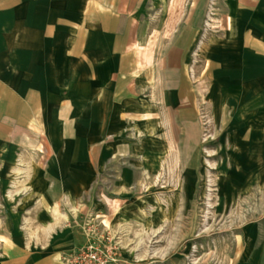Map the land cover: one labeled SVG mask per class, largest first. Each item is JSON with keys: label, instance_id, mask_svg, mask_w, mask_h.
Segmentation results:
<instances>
[{"label": "crops", "instance_id": "obj_1", "mask_svg": "<svg viewBox=\"0 0 264 264\" xmlns=\"http://www.w3.org/2000/svg\"><path fill=\"white\" fill-rule=\"evenodd\" d=\"M158 13L168 48L146 28ZM211 35L221 44L198 55L203 117L190 58ZM168 136L181 155L183 137L221 138L208 152L229 162H213L209 204L245 197L264 216V0H0V264H63L88 235L138 223L130 187L149 177L152 154L167 153ZM92 185L104 212L84 200ZM258 250L233 262L264 264Z\"/></svg>", "mask_w": 264, "mask_h": 264}, {"label": "rangeland", "instance_id": "obj_2", "mask_svg": "<svg viewBox=\"0 0 264 264\" xmlns=\"http://www.w3.org/2000/svg\"><path fill=\"white\" fill-rule=\"evenodd\" d=\"M159 14L151 17L146 28L151 30V45L158 47L165 44L168 48L171 43H164V39H161L164 26L158 25L160 22L156 16ZM219 28L221 29V25L216 29L204 27V30L215 34ZM206 31L203 33L205 34ZM218 37L211 35L208 41L196 42L193 58H190L191 65L195 66L192 83L194 86L202 87L199 92L202 94L197 96L202 104L200 114L203 117L206 114V86L209 77L204 72L206 70L202 71L204 60L198 55L221 44L217 40L213 41ZM135 46L137 52L143 50L139 45ZM188 52L190 54V51ZM147 60L149 63H154L156 57L152 53ZM185 132L184 129L183 133ZM135 138H130V144L137 142ZM191 139L183 137V142L179 141L178 144L181 143L184 150L181 155L180 152L175 153L174 148L169 147L175 146V139L168 136L165 141L168 146L167 153L152 154L149 177L145 176L144 182L130 187L133 195L126 204L131 215L136 212L141 216L138 223H134L126 231H120V234L103 233L87 236L89 240L101 236L108 237L112 241L119 257V260L113 264H223L225 258L228 262L229 258H232L231 261L235 264L236 259L246 252L250 244L252 248L262 249L260 252L264 254V216H258L257 211L255 212L261 207L259 202L244 201L246 198L243 197L241 202H230L227 206L220 205V208H217L216 202H213L212 206L208 202V195L216 189L210 184V179L219 176L213 162L219 164L229 162L224 159L225 154L208 152V145L218 148L222 139L195 137L192 139L193 142ZM90 140L93 143V139ZM111 140L104 138V143H110ZM157 141L159 139L152 134L149 143L152 149L158 145ZM137 156L131 155L129 158L133 161H141ZM223 159L224 162L219 161ZM103 190L106 198L115 196L113 186L110 184L104 185ZM84 200L92 212L96 210L104 212L109 208L107 202L103 200L100 205L99 200L96 199L94 185L90 186ZM113 208L118 210L116 202L113 203ZM242 210L246 213L244 217H234L230 214ZM262 210H264V202ZM254 236L258 238L256 243L250 240ZM69 255L63 256V264Z\"/></svg>", "mask_w": 264, "mask_h": 264}, {"label": "built area", "instance_id": "obj_3", "mask_svg": "<svg viewBox=\"0 0 264 264\" xmlns=\"http://www.w3.org/2000/svg\"><path fill=\"white\" fill-rule=\"evenodd\" d=\"M118 258L116 246L108 237H95L72 252L65 264H113Z\"/></svg>", "mask_w": 264, "mask_h": 264}, {"label": "bare ground", "instance_id": "obj_4", "mask_svg": "<svg viewBox=\"0 0 264 264\" xmlns=\"http://www.w3.org/2000/svg\"><path fill=\"white\" fill-rule=\"evenodd\" d=\"M156 74V73H155ZM157 84V83H156Z\"/></svg>", "mask_w": 264, "mask_h": 264}]
</instances>
